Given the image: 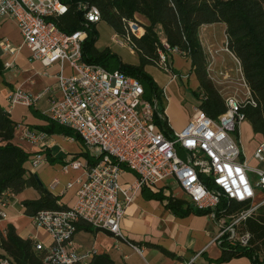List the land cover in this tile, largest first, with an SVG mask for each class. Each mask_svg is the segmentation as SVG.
Returning <instances> with one entry per match:
<instances>
[{"label":"built area","instance_id":"1","mask_svg":"<svg viewBox=\"0 0 264 264\" xmlns=\"http://www.w3.org/2000/svg\"><path fill=\"white\" fill-rule=\"evenodd\" d=\"M78 9L83 10L87 22L100 21L96 7L80 3ZM66 11L67 4L61 0H0V18L9 17L15 22L30 60L39 61L45 68L54 63L71 67L69 75L59 71L56 83L44 90L57 89L60 93L50 101L48 118L71 129L92 159L83 163L70 161L64 166L85 171L73 206L43 209L31 216L32 225L45 230L51 239L46 248L39 241L34 243V250L43 253V262L86 264L91 252H78L72 241L78 222L119 236V222L134 194L144 186L168 180L194 208L207 211L215 225L212 242L219 246H248L251 234L243 226L246 219L264 207V199H256L257 192L264 191V169L247 165L238 141L239 126L245 120L239 111L243 100L224 98L225 111L215 119L194 106L180 131L161 129L155 122V115L164 120L163 111H158V99L146 100L136 77L83 60L85 29L65 33L54 21ZM124 25L127 34L123 42L132 47L131 36H141L143 26L132 19H125ZM0 47L14 50L6 40H0ZM168 50L179 52L175 48ZM158 53V66L169 71L164 53ZM38 97L16 89L8 102L32 105ZM43 134L40 130H26L24 137L37 144ZM252 156L264 163V140L258 142ZM42 162L36 153L31 167L37 168ZM125 171L134 173L135 179L122 188L118 178ZM4 194L2 206L6 204ZM233 201L242 207L235 208ZM0 217L4 218L5 213L0 211ZM0 264L13 262L0 252Z\"/></svg>","mask_w":264,"mask_h":264},{"label":"crops","instance_id":"2","mask_svg":"<svg viewBox=\"0 0 264 264\" xmlns=\"http://www.w3.org/2000/svg\"><path fill=\"white\" fill-rule=\"evenodd\" d=\"M136 18L143 20L139 15H136ZM207 35L209 36L207 33L205 38L201 39L210 55L213 54V61L209 66L213 67L214 72L219 70L218 76L212 73V70L210 75L212 80L216 82L215 78L219 77L220 79L217 80L220 82L230 81L227 66H231L232 69L236 66L238 80L246 93L242 99H238L235 92L233 94L229 92L227 96L245 100L249 97V91L242 78L237 59L223 44L216 50ZM0 40L8 41L14 48L13 51H9L0 47V105L9 112L10 118L17 124L13 141L28 152L27 167L33 176H37L40 186L56 196L58 204L66 208L71 207L76 200L79 181L85 178V171L83 168L73 169L69 166L64 169V166L74 160L81 163L92 160L84 144L71 129L56 123L52 127L53 131L44 132L45 135L41 136L37 144L29 142L24 137L26 130L36 131L41 126L52 124L48 118L50 101L53 97H59L60 93L57 89L49 92L44 90L56 83L55 75L59 71L67 75L71 73V67L67 63L62 65L54 63L45 68L39 61L30 60L29 51L22 42L20 32L15 22L9 17L0 18ZM170 64L173 72L164 71L156 66L164 74L154 67L145 66L144 69L155 78L162 91L160 98L163 118L168 125L167 131L173 132L180 131L187 124L199 100L193 97H196L198 80L191 69L190 61L179 52H172ZM176 81H180L187 91L183 92L179 86L178 92L175 91ZM16 89H20L27 95L39 97L32 105L21 103L10 105L8 98ZM190 91H194L193 96ZM219 93L226 98L220 91ZM185 99L193 104L192 107H188ZM245 120L239 126L238 141L244 151L247 165L251 168L264 169V163L258 162L252 156L254 148L261 139L253 133L248 121L244 130L242 129ZM241 129L243 135L240 142ZM250 136L258 138L252 142L249 139ZM36 153L41 155L43 162L33 169L31 159ZM134 179V173L125 171L119 176L118 182L122 188H126ZM174 195L175 198L187 201L181 190L173 185L171 180L140 188L125 207L124 216L119 222L121 233L119 236L92 227L79 229L72 236L74 248L80 253L91 252V255L106 253L114 264H249L245 258L239 260L233 258L226 263H216V259L221 254V246L212 242L215 233L213 221L207 214L180 215L171 211L166 207V202ZM3 197L6 204L2 206L0 202V211L5 213V217H0V230L3 232L6 226L11 224L21 238L39 241L45 248L48 247L51 243L48 233L32 225V215L25 213L21 203L26 199L38 198L37 189L28 186L17 194L5 192ZM256 199H264V191H258ZM158 246L170 254L163 253Z\"/></svg>","mask_w":264,"mask_h":264},{"label":"trees","instance_id":"3","mask_svg":"<svg viewBox=\"0 0 264 264\" xmlns=\"http://www.w3.org/2000/svg\"><path fill=\"white\" fill-rule=\"evenodd\" d=\"M67 4L65 14L57 16V27L72 33L85 29L87 35L82 42V58L89 63L107 66L112 55L109 49L97 51L94 43L97 38L96 22H87L78 4L94 6L100 12V20L106 22L116 36L125 39V19L140 21L144 33L139 37L131 36V41L139 57L137 65L118 63L117 69L136 77L144 89L143 97L158 99V111H163L162 91L145 72L146 65L159 63V51L163 52L168 70L173 72L169 49H177L190 66L198 80L195 95L199 108L210 118H217L225 111L224 98L213 86L207 72L206 55L199 39V28L206 24L221 23L224 26L225 47L237 59L242 78L249 91V97L242 101L239 111L249 122L254 134L264 140V0H61ZM161 33V36L158 32ZM146 99L151 101L152 99ZM253 101L254 104L248 102ZM155 122L163 130H168L165 120L155 115ZM55 122L41 126L39 130L51 133ZM16 123L9 112L0 105V199L4 192L17 194L25 187L33 186L39 192L36 199H26L21 203L27 215L43 209L65 208L58 204L57 197L36 183L27 167L29 154L13 141ZM56 125V124H55ZM78 138V136L76 135ZM235 208L241 203L232 202ZM166 207L177 214L194 213L206 215L207 211L197 209L187 201L169 197ZM82 223V224H81ZM85 222H78L76 230L90 229ZM243 229L250 232L248 246H221V254L216 262H228L233 258L246 256L252 264H264V208L246 219ZM34 240L17 235L13 225L8 224L0 230V249L7 254L13 264H47L43 253L34 250ZM158 248L170 254L164 248ZM261 256V258H260ZM86 264H114L106 253L92 254Z\"/></svg>","mask_w":264,"mask_h":264},{"label":"rangeland","instance_id":"4","mask_svg":"<svg viewBox=\"0 0 264 264\" xmlns=\"http://www.w3.org/2000/svg\"><path fill=\"white\" fill-rule=\"evenodd\" d=\"M138 19V18H137ZM140 21H143L142 19H138V22L141 23ZM95 32H96V40H95V43H94V46H95V49L97 51H104L106 49H109L112 57L110 56L108 58V61H107V66L105 67L106 70L108 71H113L115 69H117V65L118 63H124V64H130V65H137L138 62H139V57L137 55V53L135 51L132 50V47L127 45L124 40V38L120 37V36H116L115 33L113 32L112 28L104 21H99L96 23L95 25ZM158 32L161 36V33L158 29ZM87 33V32H86ZM209 34V39L211 41V44L215 46V49H219L222 44L223 46L225 47V36H224V26H222L220 23L218 24H211V25H202L200 28H199V39H200V42L202 41V39L205 38L206 34ZM202 38V39H201ZM122 42V43H120ZM201 45L203 47V50L205 52V55H206V61H207V72H208V76L210 78V81L211 83L213 84V86L222 93V95H224L225 97H228L227 96V93L230 92V94H233V92H235V95L238 99H242L244 96H245V93H246V90L245 88L241 85V83L239 82L238 80V68L236 66L232 67L230 66H227V71L229 72V78L230 81L228 82H220L218 81L217 79H220L219 77L215 78L216 79V82H214L211 78V72L213 70L212 73H215L217 75L218 71L219 70H216V72H214V69L212 66H209L210 63L213 61V54L209 53V51L206 49V45L203 43V41L201 42ZM226 48V47H225ZM227 49V48H226ZM234 59L232 58V61ZM235 65V64H234ZM148 67H154L156 68L160 73L164 74L162 71H160L156 65H146ZM145 72L153 79L154 83L157 85L158 87V83L155 81V78H153V76L147 72L145 70ZM70 74V73H69ZM67 74V75H69ZM218 76V75H217ZM233 79V81H232ZM176 89L175 91L178 92L179 88L178 86L180 87V89H182V91L186 92L187 89L183 86V84L180 82V81H176ZM189 92V91H188ZM187 94V93H186ZM190 94L194 95V91H190ZM192 95V96H193ZM169 97V101H170V96ZM194 99L196 100L197 98L195 96H193ZM146 99H150L151 97L147 98V96L145 97ZM152 99V98H151ZM185 101L188 102V100L185 99ZM196 103V102H195ZM188 107H192V103L188 102ZM199 104V102H198ZM198 104L196 106H198ZM247 120H245L243 122V127L242 129L244 130V126L247 124L246 123ZM241 129L240 131V142L242 140V135H243V130ZM250 136V141H254L256 138H258L257 136ZM252 176V175H251ZM253 178H255L254 176H252ZM176 192V191H174ZM0 252H1V249H0ZM241 258H245L249 264H252L250 259L246 256H241V257H237V258H234L236 260H239ZM218 263V262H216ZM221 263H226V262H221Z\"/></svg>","mask_w":264,"mask_h":264},{"label":"water","instance_id":"5","mask_svg":"<svg viewBox=\"0 0 264 264\" xmlns=\"http://www.w3.org/2000/svg\"><path fill=\"white\" fill-rule=\"evenodd\" d=\"M34 178H35L36 182L40 185V182H39V180H38L36 175H34Z\"/></svg>","mask_w":264,"mask_h":264}]
</instances>
